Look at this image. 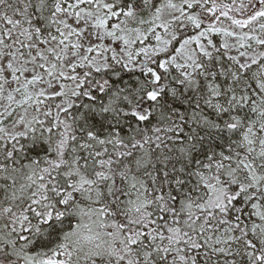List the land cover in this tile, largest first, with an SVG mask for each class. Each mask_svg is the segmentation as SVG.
Returning a JSON list of instances; mask_svg holds the SVG:
<instances>
[{"label": "snow or ice", "instance_id": "obj_1", "mask_svg": "<svg viewBox=\"0 0 264 264\" xmlns=\"http://www.w3.org/2000/svg\"><path fill=\"white\" fill-rule=\"evenodd\" d=\"M0 264H264V0H0Z\"/></svg>", "mask_w": 264, "mask_h": 264}]
</instances>
